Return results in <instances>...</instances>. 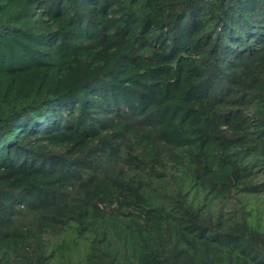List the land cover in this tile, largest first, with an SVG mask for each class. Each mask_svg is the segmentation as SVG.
<instances>
[{"label":"trees","instance_id":"trees-1","mask_svg":"<svg viewBox=\"0 0 264 264\" xmlns=\"http://www.w3.org/2000/svg\"><path fill=\"white\" fill-rule=\"evenodd\" d=\"M0 264H264V0H0Z\"/></svg>","mask_w":264,"mask_h":264}]
</instances>
